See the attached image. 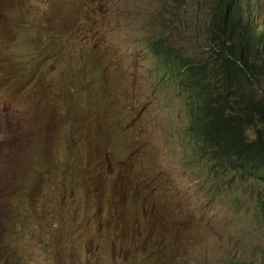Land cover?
<instances>
[{
    "label": "rangeland",
    "instance_id": "374dc122",
    "mask_svg": "<svg viewBox=\"0 0 264 264\" xmlns=\"http://www.w3.org/2000/svg\"><path fill=\"white\" fill-rule=\"evenodd\" d=\"M210 23L208 0H0V264L259 257L264 184L200 157L150 47L207 52Z\"/></svg>",
    "mask_w": 264,
    "mask_h": 264
},
{
    "label": "trees",
    "instance_id": "16d2710c",
    "mask_svg": "<svg viewBox=\"0 0 264 264\" xmlns=\"http://www.w3.org/2000/svg\"><path fill=\"white\" fill-rule=\"evenodd\" d=\"M208 5L207 52L188 56L163 39L150 47L182 85L200 157L264 184V0Z\"/></svg>",
    "mask_w": 264,
    "mask_h": 264
},
{
    "label": "clouds",
    "instance_id": "9594fccd",
    "mask_svg": "<svg viewBox=\"0 0 264 264\" xmlns=\"http://www.w3.org/2000/svg\"><path fill=\"white\" fill-rule=\"evenodd\" d=\"M0 114H1V112H0ZM248 134L250 135L249 137L252 138L256 134V131L254 129L250 128L248 130ZM229 174L230 173H228L227 175L222 176L220 178L223 179L226 176H228ZM235 175H237L236 172H235ZM96 177H94V178H96ZM248 179H253V178H248ZM253 180H255V179H253ZM139 192H140V190H139ZM129 193H130V190L128 191V194ZM143 204H144V200H143V197H142L141 205H143ZM231 262H232V264L239 263L238 260H235V261L231 260ZM246 264H264V247L261 249L259 257L252 259L249 263H246Z\"/></svg>",
    "mask_w": 264,
    "mask_h": 264
},
{
    "label": "bare ground",
    "instance_id": "6f19581e",
    "mask_svg": "<svg viewBox=\"0 0 264 264\" xmlns=\"http://www.w3.org/2000/svg\"><path fill=\"white\" fill-rule=\"evenodd\" d=\"M0 120H1V114H0ZM6 133V128L3 129V131L1 132L0 138ZM0 233H2V226L0 224Z\"/></svg>",
    "mask_w": 264,
    "mask_h": 264
}]
</instances>
